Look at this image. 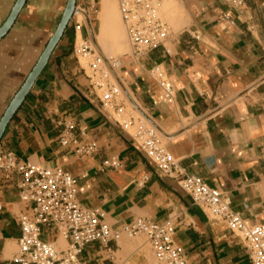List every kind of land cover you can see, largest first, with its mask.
<instances>
[{"label":"crops","instance_id":"0c3cea01","mask_svg":"<svg viewBox=\"0 0 264 264\" xmlns=\"http://www.w3.org/2000/svg\"><path fill=\"white\" fill-rule=\"evenodd\" d=\"M16 1L0 0V28ZM241 1L239 6L226 0H161L171 36L165 47L132 63L119 0H76L80 13H73L7 125L0 149L31 164L69 171L78 179L80 205L98 209L113 228L137 218L171 219L187 264H252L240 234L195 204L114 120L113 110L103 108L88 62L76 52L86 40L104 56L120 59L114 77L126 114L153 127L188 174L222 191L249 225L258 224L264 222V0ZM67 3L27 0L0 39V119L57 30ZM113 6L126 35L121 46L113 44L115 31L103 13ZM155 64L174 86L172 100L149 75ZM69 121L80 139L98 143L95 154L79 156L61 145ZM112 157L120 167L104 166ZM18 182L16 173L0 171V264H13L21 236L18 217L29 207ZM42 239L66 246L55 231L43 232ZM81 258L87 264H151L155 253L144 235L125 234L109 246L87 245Z\"/></svg>","mask_w":264,"mask_h":264},{"label":"built area","instance_id":"2783aa9c","mask_svg":"<svg viewBox=\"0 0 264 264\" xmlns=\"http://www.w3.org/2000/svg\"><path fill=\"white\" fill-rule=\"evenodd\" d=\"M226 1L242 5L241 0ZM119 11L131 45L129 62L139 63L148 52L165 47L171 28L162 19L161 0H119ZM79 13V10H74L75 15ZM76 28H80V24ZM195 38L199 39V36ZM76 52L88 62L94 83L101 92L103 108L113 110L114 120L130 132L137 145L164 175L177 179L195 204L240 234L247 244L252 264H264V222L249 225L233 210L229 198L222 191L185 171L153 127L136 122L126 114L119 103L122 89L114 77L122 67V61L104 56L86 40L78 45ZM165 52L170 53L166 49ZM149 75L162 89L165 99L172 100L175 89L163 66L155 64ZM64 127L59 138L62 146L72 148L79 156L93 155L98 151L95 140L84 141L75 134L74 123L65 122ZM103 164L118 168L121 162L112 157ZM0 171L7 176L12 173L19 176L20 198L29 205L28 211L18 217L21 236L13 264H87L81 258L87 245L100 242L109 246L125 234L130 237L144 235L148 239L155 253V261L151 264H187L182 248L175 243L176 228L171 219L158 222L137 218L113 228L98 209H85L80 205L78 179L64 168L31 164L20 160L11 151L0 149ZM45 231L58 233L66 241L65 248L60 249L55 241L43 240Z\"/></svg>","mask_w":264,"mask_h":264},{"label":"water","instance_id":"95a60500","mask_svg":"<svg viewBox=\"0 0 264 264\" xmlns=\"http://www.w3.org/2000/svg\"><path fill=\"white\" fill-rule=\"evenodd\" d=\"M26 1L27 0H17L16 1V4L14 5L8 19L6 20L4 25L0 28V39L10 30V28L14 24L19 12L21 11ZM75 7H76V0H68L66 9L63 13L62 19L57 27V30L55 31L54 35L50 39L48 45L46 46L37 64L31 71L30 75L28 76V78L26 79L22 87L19 89V91L16 93V95L10 102L9 106L7 107L4 115L0 119V140L6 130L7 125L9 124L12 117L14 116L16 111L19 109L23 101L25 100L35 80L37 79V77L39 76V74L41 73L45 65L47 64L48 59L53 49L59 42L66 27L68 26V23L70 22L73 16Z\"/></svg>","mask_w":264,"mask_h":264},{"label":"bare ground","instance_id":"6f19581e","mask_svg":"<svg viewBox=\"0 0 264 264\" xmlns=\"http://www.w3.org/2000/svg\"><path fill=\"white\" fill-rule=\"evenodd\" d=\"M116 7L113 6L112 8L110 7H105L103 13L107 19V21H110L112 27L114 28V31H115V40L113 41V44L114 45H120L121 44H124V38H125V33H124V29L120 28V25H119V14L116 12ZM118 23V24H117ZM119 25V26H118ZM126 31V30H125ZM124 47V45H123Z\"/></svg>","mask_w":264,"mask_h":264},{"label":"rangeland","instance_id":"374dc122","mask_svg":"<svg viewBox=\"0 0 264 264\" xmlns=\"http://www.w3.org/2000/svg\"><path fill=\"white\" fill-rule=\"evenodd\" d=\"M125 39H126V36H125ZM127 50H128V48L126 47V49L124 51H127Z\"/></svg>","mask_w":264,"mask_h":264}]
</instances>
